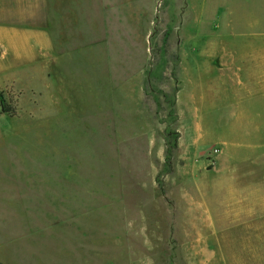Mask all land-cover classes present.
I'll return each mask as SVG.
<instances>
[{
	"label": "rangeland",
	"instance_id": "374dc122",
	"mask_svg": "<svg viewBox=\"0 0 264 264\" xmlns=\"http://www.w3.org/2000/svg\"><path fill=\"white\" fill-rule=\"evenodd\" d=\"M216 1L0 0V264H264V0L196 88Z\"/></svg>",
	"mask_w": 264,
	"mask_h": 264
},
{
	"label": "crops",
	"instance_id": "0c3cea01",
	"mask_svg": "<svg viewBox=\"0 0 264 264\" xmlns=\"http://www.w3.org/2000/svg\"><path fill=\"white\" fill-rule=\"evenodd\" d=\"M227 3L228 2H226L225 0H224V3L216 1L214 3V5H212L210 7V9H208L207 14H206V12L202 13L204 15V20L200 22V25H201L200 27H202V29H203V27H206V25H210L211 23H213V21H215L221 29L223 27H224V29L229 28V27H227V25H230L229 23H231V19L228 20L229 17H227V16H226V18H221V11L224 9H227L229 6V4H227ZM223 7H224V9H222ZM206 11H207V9H206ZM229 16H230V14H229ZM221 20H222V22H221ZM226 33H227V29H225V31L223 33H218L219 34L217 36L218 38H216V34L214 32L212 34H209L210 36H208V44L205 46H202L201 48L194 49V52L191 53V55L194 56V58H196L193 60V62H195V64H193V71H195V74L197 76L196 82H195L196 88H197V86L199 87L198 84H199V81H201V80H203V81L211 80V81L215 82V80H218L221 78L220 73H222V72L228 73L231 71L230 70L231 66L228 65L227 61H223L221 59V56L218 52H216V47H215V45H216L215 40L221 39L220 41L222 42L223 38L225 36L224 34H226ZM174 52L177 53L176 55H184L185 56L186 54H188L186 51L178 50V49H176ZM128 53H131V52L128 51ZM5 56H6V54H5ZM0 57H2V56H0ZM3 57H4V55H3ZM1 60L2 59L0 58V61ZM181 67H182V65H181ZM204 75H206L207 78H204ZM9 81L11 82L13 80L11 79ZM229 81L230 80H228L227 82H229ZM8 82H6V84L4 86L0 87V89L5 87ZM208 85H210V84H208ZM0 113L4 114L1 112V110H0Z\"/></svg>",
	"mask_w": 264,
	"mask_h": 264
},
{
	"label": "trees",
	"instance_id": "16d2710c",
	"mask_svg": "<svg viewBox=\"0 0 264 264\" xmlns=\"http://www.w3.org/2000/svg\"><path fill=\"white\" fill-rule=\"evenodd\" d=\"M3 103V102H2ZM0 110H1V112L2 113H4V114H6V115H8L9 117H15V112H14V110L10 107V105H4V103L3 104H1V106H0Z\"/></svg>",
	"mask_w": 264,
	"mask_h": 264
}]
</instances>
